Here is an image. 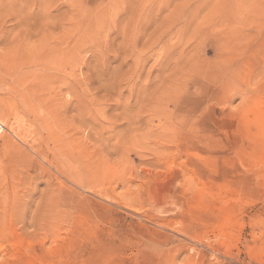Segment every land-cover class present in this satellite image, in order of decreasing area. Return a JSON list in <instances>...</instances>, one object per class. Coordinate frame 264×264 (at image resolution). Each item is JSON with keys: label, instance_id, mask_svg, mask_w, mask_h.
<instances>
[{"label": "rangeland", "instance_id": "1", "mask_svg": "<svg viewBox=\"0 0 264 264\" xmlns=\"http://www.w3.org/2000/svg\"><path fill=\"white\" fill-rule=\"evenodd\" d=\"M95 27L89 69L65 77L93 78L90 99L102 85L93 114L109 128H80L58 171L29 151L17 77L0 72V264H264V0H0V54ZM164 29L168 51L136 62Z\"/></svg>", "mask_w": 264, "mask_h": 264}, {"label": "bare ground", "instance_id": "2", "mask_svg": "<svg viewBox=\"0 0 264 264\" xmlns=\"http://www.w3.org/2000/svg\"><path fill=\"white\" fill-rule=\"evenodd\" d=\"M171 24L170 22L165 23V28L169 29L173 27L174 25ZM104 25L105 22L102 21L99 27L102 28ZM99 27H95L91 35L86 29H81L82 33L75 36L73 35V38H71L72 36L68 37V35H64L60 42L58 40L52 41L50 36H41L40 33H37V36L35 35L36 39L34 40L36 41H34L35 44L32 45L26 42L25 46L24 41L21 42L19 39H15L13 43V38L12 41L9 40L12 45L8 43L10 47L8 45V48L4 49L5 51L0 54V72L7 75L14 74L17 77L16 81L12 84H16L18 87H12V93H14L10 101L14 105V113L19 114L17 116L21 115V119L25 120L28 124V129H25L28 130L27 133L31 137L29 151L39 157L43 163L53 167L56 171H58L59 167L57 163L58 159H71L76 147L80 146L76 145V134L80 128L89 130L91 136L96 140H100L97 136H100L103 130L106 131V129L109 128H106L107 125L105 126L104 123L97 122L93 114L99 111L95 106H100L101 99L97 97V94L101 91L102 85H100L98 89L96 88V94L93 96L90 95V99V92H87V89H89L88 85L93 84L91 80L93 78L88 79L85 76L81 78V80L74 78L73 80L70 79V81L65 77V69L74 67L77 63L80 64L82 70H86L88 67V61L84 58L85 53H87L86 50L91 47L94 53L95 50L100 47V41L96 36ZM125 28L127 31V34H124L125 38H133V35L130 36V29L135 31L133 26L129 23ZM162 31L163 32H160L158 35H155L154 38L149 37L145 41L144 55L138 56V61L134 59L136 62H139V64L143 62V64H145L148 58V56L145 57V55L147 53L149 54L150 51L158 45L162 44L160 47L163 48V51H168V48L165 46L170 38L167 34V30L164 29ZM87 40H90V42ZM30 42L33 43L32 41ZM87 42H89V46L86 44ZM123 45L124 49L122 52L125 56L123 60L120 61V66L124 65V62L128 61L129 58H132L131 53H134L135 48H137V40L130 39L129 42L124 41ZM194 49L195 48L190 51ZM177 51L176 49L175 52L183 56H181V58H178L179 56L177 57L176 66L179 67L180 72L175 69L178 75H180L181 80L185 82L188 79L187 74L189 73H191L192 78H196L200 67L197 59H187V55H184V53L186 54V52H188L187 49H180L179 52ZM139 53L140 51L137 52V54ZM97 61L98 60H96V62ZM124 77L126 78V76ZM24 79H28L29 82H27V80L23 82ZM129 81H133V79ZM179 90L180 87L178 86L176 97L182 95L181 92L183 90L181 92ZM64 95H68L71 99L73 98V101H64ZM164 105H166V103H164ZM166 108L167 107L161 110V118L165 117ZM69 113H71V116ZM91 120H94V123L91 122ZM106 122H108V120ZM17 134H24V132H18ZM28 135L27 137H29ZM27 157H30V154H24V158L27 159ZM52 201L54 203V199H52Z\"/></svg>", "mask_w": 264, "mask_h": 264}]
</instances>
